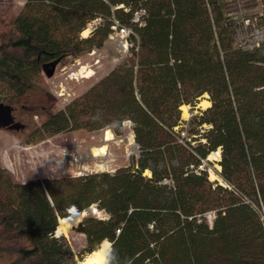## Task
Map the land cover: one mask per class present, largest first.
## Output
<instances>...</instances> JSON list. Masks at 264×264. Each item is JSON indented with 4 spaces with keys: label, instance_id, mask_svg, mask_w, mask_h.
Returning <instances> with one entry per match:
<instances>
[{
    "label": "trees",
    "instance_id": "1",
    "mask_svg": "<svg viewBox=\"0 0 264 264\" xmlns=\"http://www.w3.org/2000/svg\"><path fill=\"white\" fill-rule=\"evenodd\" d=\"M230 4L25 1L0 34V91L9 90L8 98L32 91L55 61L101 47L115 18L133 31L128 56L48 112L32 133L109 128L121 135L129 122L137 154L113 172L27 182L0 168L5 264H59L71 249L54 234L58 219L92 205L106 217L79 221L86 241L79 254L108 241L104 264H264V34L252 49L237 46L235 36L247 16H256L264 33V0L254 3L253 15ZM204 94L210 105L184 120L181 106H194ZM217 149L219 175L229 186L199 168Z\"/></svg>",
    "mask_w": 264,
    "mask_h": 264
},
{
    "label": "rangeland",
    "instance_id": "2",
    "mask_svg": "<svg viewBox=\"0 0 264 264\" xmlns=\"http://www.w3.org/2000/svg\"><path fill=\"white\" fill-rule=\"evenodd\" d=\"M25 1L0 0V34L7 31L11 20L21 11ZM257 1L232 0L230 7L231 10H237V13L240 10L241 13L253 15L259 9L257 5L252 7ZM86 29L87 34L83 35L81 32L82 37L89 34L90 25ZM94 50V53L86 52L77 58L67 57L58 61L50 75L41 72L34 89L24 96L8 98L11 94L9 90L0 91L1 97L7 95L1 102L11 107L14 121L23 125V128L17 129L0 127V168L14 182L96 171L113 172L119 167L127 166L130 157L137 154V145L129 122L123 123L121 135H116L109 128L93 131L79 129L53 134L36 130L32 133L40 126L48 112L64 108L73 98L86 91L128 56V50L125 52L120 48L115 33L110 35L101 47ZM204 100H208V94L200 96L192 107H181V117L188 120L192 114L205 109L202 104ZM106 129L112 133V139L108 141L104 139ZM216 151L220 153V149ZM218 160L207 156L201 164L206 169L208 178L217 183L223 180L219 175ZM88 214L106 217L95 205L85 210L81 219ZM77 225L63 234V241L69 245L71 252L62 256L59 264H82L88 254H79L86 241L84 235L76 230ZM0 264L5 263L0 259Z\"/></svg>",
    "mask_w": 264,
    "mask_h": 264
},
{
    "label": "built area",
    "instance_id": "3",
    "mask_svg": "<svg viewBox=\"0 0 264 264\" xmlns=\"http://www.w3.org/2000/svg\"><path fill=\"white\" fill-rule=\"evenodd\" d=\"M139 19V13H135L134 20L137 21ZM98 20L93 21V23L90 24L91 29L95 27ZM241 26L237 29L236 32V43L237 46H239L242 49H252L259 45L260 39L263 36V30L260 28L258 24V19L256 16H247L243 17L240 20ZM112 35L115 33L118 36V43L120 48L123 51L129 50V47L131 43L129 42V35L133 33L132 29L130 27L121 25L120 22L117 19H113L112 25H111ZM109 35V36H110ZM95 50L92 49L90 53H94ZM199 168H203V165H199ZM219 184L223 186H229L228 183L224 180L222 182H219ZM214 216L213 212L206 213V217L211 220Z\"/></svg>",
    "mask_w": 264,
    "mask_h": 264
},
{
    "label": "bare ground",
    "instance_id": "4",
    "mask_svg": "<svg viewBox=\"0 0 264 264\" xmlns=\"http://www.w3.org/2000/svg\"><path fill=\"white\" fill-rule=\"evenodd\" d=\"M87 29H85L83 31V35L87 34ZM204 105V107H207L210 105V102L208 100H204V102L202 103ZM182 108L186 107L185 105L181 106ZM106 141L111 140L112 139V133L109 129H106V134H105V138ZM100 150H102V147L100 148ZM99 150V151H100ZM103 153V152H102ZM208 158H213L218 160L220 158V153L219 151H213L208 155ZM84 211H79L77 209H69L68 215L65 217H60L58 219V223L55 229V235L59 236V235H63L68 233V231L75 225H77L81 219V217L83 216ZM110 249V243L108 241H104L101 243V245L93 250L92 252L88 253L82 264H104L107 261V255Z\"/></svg>",
    "mask_w": 264,
    "mask_h": 264
},
{
    "label": "water",
    "instance_id": "5",
    "mask_svg": "<svg viewBox=\"0 0 264 264\" xmlns=\"http://www.w3.org/2000/svg\"><path fill=\"white\" fill-rule=\"evenodd\" d=\"M58 61H55L52 64V69L47 75H50L52 73V70L54 68V65ZM0 127H8V128H23V125L17 123L14 121L13 115L11 113V107L7 104H4L0 101ZM69 212V211H68ZM109 253V252H108ZM108 260V255H107ZM107 262V261H106Z\"/></svg>",
    "mask_w": 264,
    "mask_h": 264
}]
</instances>
